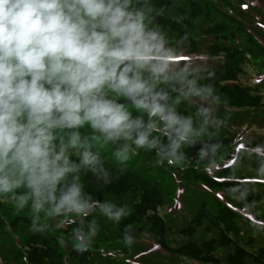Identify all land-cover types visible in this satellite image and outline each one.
Returning <instances> with one entry per match:
<instances>
[{"label": "clouds", "instance_id": "1", "mask_svg": "<svg viewBox=\"0 0 264 264\" xmlns=\"http://www.w3.org/2000/svg\"><path fill=\"white\" fill-rule=\"evenodd\" d=\"M153 11L150 0H0V201L27 208L33 231H46L45 220L83 221L97 207L118 223L126 206L83 193L82 173L106 171L93 147L116 146L121 164L144 150L158 165H183L178 149L216 110L203 103L220 106L214 86L198 83L205 69L191 66L183 38L173 44L151 22ZM197 98L199 128L176 108ZM254 179L264 180V164ZM96 235L95 220L88 233L73 229V248L87 251ZM134 239L123 236L129 247Z\"/></svg>", "mask_w": 264, "mask_h": 264}, {"label": "trees", "instance_id": "2", "mask_svg": "<svg viewBox=\"0 0 264 264\" xmlns=\"http://www.w3.org/2000/svg\"><path fill=\"white\" fill-rule=\"evenodd\" d=\"M152 2L154 9L152 20L163 30L174 32L183 38L189 47L187 53L192 57L191 66L205 69L201 72L199 85H213L215 89H219L222 99L237 109H254L263 105L264 89L242 81L249 58L264 55V43L258 40V36L264 34L262 26L259 25L258 28L254 25L248 26L246 20L241 18L249 32L246 40L249 44H245L238 39L237 31L231 27L234 24L238 25L240 20L234 17L227 19L226 13L214 6L213 2L216 1L185 0L186 3L183 4H178L174 0H152ZM258 2L264 6V0ZM218 3L221 7L224 0H219ZM160 9H163L162 13ZM245 10L246 8L240 9L241 12ZM175 14L184 17L178 18L174 16ZM207 18L210 19L208 28ZM201 20L204 22V34L215 36V41L206 48L208 54L201 51L200 40L187 34V30L195 29ZM201 56L205 59H199ZM208 68L210 70L207 71ZM209 73L213 75L209 76ZM195 75L193 73V76ZM256 83L257 85L264 83V77ZM162 139L165 144L169 142L166 136ZM194 139L195 143L182 144L178 149V154L183 153L186 157L183 165L170 166L166 162L164 165H158L154 152L153 161L159 167L162 178L148 174L143 165L135 159L121 164L112 153L109 157L99 152L106 171L99 175L90 171L81 174L85 198L90 195L93 200L104 203L107 202L108 197L121 200L129 194L138 196V201L134 203V208L129 212L125 222L133 225H149L155 231L158 244L173 254L200 263L220 264V259L214 255L216 245H233L234 251L228 256V264H249L250 261L254 264H264V245L257 246L254 235L256 232L241 223L243 218L252 223L262 220L264 224V218L259 217L249 206L248 210L241 211V207L226 199L225 195L224 197L218 195L219 191H226L230 185L238 183L247 196L246 200L253 206L262 198L261 194L250 186L255 180L239 179L236 175V163L224 159L227 150L234 144L233 142L231 144L229 137L203 136ZM205 146L208 148V154L201 158L199 153ZM97 150L95 146L92 149L93 152ZM233 151L238 153L237 156L242 152L236 149ZM170 180L172 182L168 184ZM183 183L197 188L192 191L185 186L183 189L179 188L178 185ZM171 186L174 188L171 189L172 194L169 196L170 192H167L166 187ZM169 197H175L183 204L186 198H190L194 204L193 209L196 211L192 213L190 222L182 228L183 233L193 236L198 226H203L208 221L220 230V241L206 240L199 244L191 240L178 248L170 247L167 234L172 229L160 212V209L167 205ZM0 203V240L3 241L0 243V250L7 254L6 256L0 254V264L3 262L5 264L7 262L9 264H104L107 262L113 264L114 256L113 253H109L110 251L103 254L104 256L112 254L109 261L103 258L98 260L95 246H89L83 253L77 252L72 246L74 236L61 232L64 225L45 220L48 229L44 232H35L32 230L29 212L21 213L22 211L13 208L8 210L3 208L5 203ZM211 203L216 207H212ZM239 205L244 206L240 203ZM95 210L100 212L98 207ZM23 229L29 232L27 237L22 236ZM231 233H234L235 237ZM61 239L64 240L63 244ZM249 247L256 248V251ZM125 261L126 264H154L142 260L137 263L132 257H125Z\"/></svg>", "mask_w": 264, "mask_h": 264}, {"label": "rangeland", "instance_id": "3", "mask_svg": "<svg viewBox=\"0 0 264 264\" xmlns=\"http://www.w3.org/2000/svg\"><path fill=\"white\" fill-rule=\"evenodd\" d=\"M178 4L186 3L185 0H174ZM216 2L214 6L220 9L222 12L226 13V18L234 17L240 22L238 25H232V29H235L238 33V39H240L243 43L249 44L246 40L248 38V31L246 25H254L255 28H258L259 25L264 28V6H262L258 0H224L222 6H219V0H213ZM152 7L153 2L150 1ZM186 7H188L186 5ZM246 8L245 12H241L240 9ZM217 16V14H215ZM174 16L178 18H183V15ZM242 19L246 20V25L242 22ZM209 18H207V28L209 26ZM152 23L157 24L154 20L151 19ZM204 22L200 21V24L193 30H187L188 36L195 37L200 40V49L205 54H208V45L215 41V36L204 34L203 31ZM165 34L168 36L169 40L173 44H178L182 38L174 32L165 31ZM258 40L264 43V34L258 36ZM182 49L185 50V54L189 55V47L185 44L184 39L182 43L178 45ZM190 56V55H189ZM213 61H216L215 58H212ZM183 65V62H182ZM211 68V67H210ZM210 68L207 69L210 70ZM202 73H200V77ZM264 77V55L260 57L251 56L245 65V73L242 75V81L244 83L255 85L261 89H264V83L257 85V81ZM213 95H219L221 98V104L219 107H216L211 104V98L209 102H204L203 107H215L216 110L210 116V123L206 126L203 131V134L197 136L196 138H200L203 136H227L234 143L232 147L227 150L224 159L226 161H232L236 164L237 176L239 179L244 180H255L250 184V186L256 191L259 192L262 198L255 202L253 206L248 203L246 200L247 196L240 188L238 183L230 185V187L226 191H219L218 195L226 196V199L233 201L236 205L241 207V211L248 210V206L251 210H255L256 214L264 218V180H256L255 177L259 174V169L262 164H264V102L261 107L254 109H237L233 107L228 101L222 99L221 93L219 89H215ZM174 98L177 93H171ZM201 106V101L197 98L195 103L189 104L184 102L182 104L176 105L177 112L182 117L193 118V126L199 128L203 122L202 117L196 116V109ZM261 147V153H256L254 149L256 147ZM116 146H105L103 148L97 147V151L103 153L105 156L111 157ZM242 151L240 156H237L238 153L234 152ZM96 151V152H97ZM131 159H135L143 165L145 171L150 175H157L158 178H162V174L159 171V167L153 161L154 152H147L144 150H138V153L132 156ZM132 162V161H128ZM234 165V167H235ZM155 166L158 168H155ZM152 167L153 169H150ZM82 181V179H81ZM171 180L168 184H171ZM185 187L189 188L190 191L197 188L196 186H191L187 184H179L178 187L183 189ZM174 188L166 187L169 196L172 194L171 189ZM183 198V195H182ZM231 198V199H230ZM225 199V200H226ZM138 201V196L129 194L122 198L121 200H115L112 197H108V203H114L118 207L126 206L128 213L134 208V203ZM3 202V201H0ZM186 202V203H185ZM184 204L175 199V197L170 198L167 202V205L160 209L161 214L164 216L168 224L171 226V231H168L167 241L170 247L178 248L183 243L189 241H196L199 244H202L206 240L216 239L220 241L221 232L219 229L212 226L208 221L203 226H198L196 233L193 236H188L182 232V228L186 226L191 218L192 213H195V209H193V203L190 198L185 199ZM3 208H13L16 209L15 204L11 202H3ZM242 204L244 206L239 205ZM1 204V203H0ZM212 207H216L211 203ZM234 206V205H233ZM214 211V210H213ZM28 212L27 208L21 213ZM128 215L121 218V220L117 223L112 220H109L106 216H103L100 212L95 209L85 218L83 221L79 217L73 216V219L76 220L75 223L66 224L61 228V232H65L69 235L73 236V229L82 228L84 233H88L90 231V222L95 220L97 224V235L94 239H92L89 246H95L98 256V260L107 259L112 257L111 255L104 256L107 251L109 253H113V264H126L125 257H132L134 262L140 263L142 260L150 261L154 264H209L205 262H196L188 257H183L180 255L173 254L170 251L164 249L161 245L158 244V241L155 238V231L146 224L133 225L125 222V219ZM64 219L63 217L57 218L56 221H52V223H59L60 220ZM262 220L258 222H249L242 218V224L253 229L256 234L257 246L264 245V224H262ZM60 224V223H59ZM61 225V224H60ZM131 226V229L126 232V227ZM244 231V228H243ZM245 232V231H244ZM125 234L132 235L134 239V243L129 247L126 246L123 241V236ZM29 232L27 230L22 231V236L27 237ZM233 237H235L234 233H231ZM18 236V235H17ZM19 237V236H18ZM1 238V237H0ZM3 241L0 240V243ZM67 242V241H66ZM6 245V243H5ZM6 248V247H5ZM251 250L256 251V248H251ZM7 252L8 249L6 248ZM104 250V251H103ZM234 251V246H222L220 244L216 245V251L214 253L217 256L221 263L220 264H228V256L231 252ZM0 254L2 256H6L7 254L4 251L0 250ZM9 261V260H8ZM116 262V263H114ZM1 264H5L4 262ZM6 264H9L8 262ZM109 264V262L104 263ZM249 264H254L252 261Z\"/></svg>", "mask_w": 264, "mask_h": 264}]
</instances>
